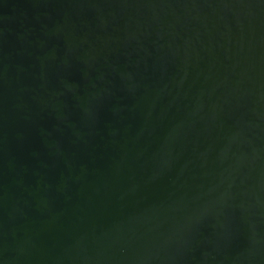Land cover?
<instances>
[{"label": "water", "instance_id": "1", "mask_svg": "<svg viewBox=\"0 0 264 264\" xmlns=\"http://www.w3.org/2000/svg\"><path fill=\"white\" fill-rule=\"evenodd\" d=\"M0 264H264V0H0Z\"/></svg>", "mask_w": 264, "mask_h": 264}]
</instances>
